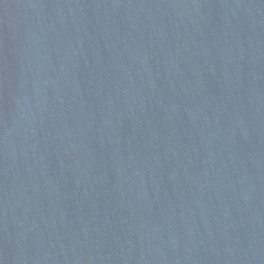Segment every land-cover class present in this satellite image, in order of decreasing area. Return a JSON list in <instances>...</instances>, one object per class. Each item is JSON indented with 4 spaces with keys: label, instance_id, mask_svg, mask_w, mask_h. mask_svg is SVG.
<instances>
[{
    "label": "water",
    "instance_id": "95a60500",
    "mask_svg": "<svg viewBox=\"0 0 264 264\" xmlns=\"http://www.w3.org/2000/svg\"><path fill=\"white\" fill-rule=\"evenodd\" d=\"M0 264H264V0H0Z\"/></svg>",
    "mask_w": 264,
    "mask_h": 264
}]
</instances>
